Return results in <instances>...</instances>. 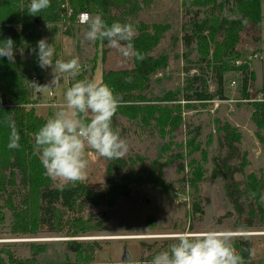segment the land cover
Segmentation results:
<instances>
[{"label":"trees","instance_id":"trees-1","mask_svg":"<svg viewBox=\"0 0 264 264\" xmlns=\"http://www.w3.org/2000/svg\"><path fill=\"white\" fill-rule=\"evenodd\" d=\"M261 1L182 0L190 14L180 29L179 37L184 48L181 57L186 74L185 84L180 94L166 92L159 97L149 94V89L151 76L168 66L165 51H156L168 31V25H148L139 19L142 5H148L151 0H67L71 8L69 16L61 15L64 0H51V6L35 16L28 12L30 0H0V41L10 37L15 44L14 62L0 57V227L6 221L5 210L8 209L9 232L14 235H36L43 225L50 232L70 238L103 232L109 229L108 213L88 212L89 208L102 205L112 208L121 198H131L135 188L145 184L160 192L169 189L170 184L163 178L160 158H166L172 145L177 151L181 147L173 141L185 106L179 101L193 104L227 100L230 98L227 83L237 80L241 98H248L254 74L239 44L242 34L248 29L252 32L253 42L261 41ZM82 12L100 14L108 25L115 21L133 23L136 28L133 44L144 57L143 60L132 57L131 68L102 72L100 82L108 84L122 101L113 117V128L119 129L121 136L125 134L139 140L157 138L164 141L168 138L155 159H148L140 153L127 154L122 159L105 158L106 183L99 190L90 187L84 180L56 186L54 178L46 174L35 149V133L47 119L37 114L34 106L36 102L31 82L33 78L39 81L43 78V69L39 67L33 49L38 51L37 42L44 38L48 26L63 21L71 27ZM99 41L102 48L107 44L105 40ZM193 54L194 59L191 58ZM104 56L105 48L102 49V58ZM190 69L196 72L188 75ZM208 72L213 76V91L209 89ZM81 79L84 78L79 74L76 81ZM9 116L20 135L17 149L7 147L11 132L6 123ZM251 118L258 128L256 136L264 145V101L254 103ZM218 124L215 139L219 148H226V153L217 157L219 160L214 163L213 169L222 176L233 215L242 213L239 200H246L249 219L243 227H264V173H246L240 183L242 187H239L233 173H244L248 164L247 154L244 151L239 163L233 167L229 161L239 154L241 135L235 126L227 122ZM196 136L186 143L187 156L190 157L187 162L190 178L187 181L191 185L202 180L207 157ZM197 151L200 158L194 155ZM170 157L168 155L166 159ZM17 181L23 188L19 202L10 193ZM200 208L199 203H192L193 214L199 213ZM254 218L256 223H253ZM65 242L75 256L70 264H98L95 263V253L101 246L98 241L68 239ZM236 246V251L248 264L247 250L251 248V243L238 241ZM44 248L43 244H31V255L25 259L13 257L5 248L0 253H5L11 264H35L36 255ZM4 262L5 258L0 256V264Z\"/></svg>","mask_w":264,"mask_h":264},{"label":"rangeland","instance_id":"rangeland-1","mask_svg":"<svg viewBox=\"0 0 264 264\" xmlns=\"http://www.w3.org/2000/svg\"><path fill=\"white\" fill-rule=\"evenodd\" d=\"M261 9L264 31V0ZM189 16L182 0H151L148 5H142V10L139 13L140 20L148 25L153 23L162 26L168 25V31L164 33L156 49L158 52L165 51L168 55V66L151 76L149 94L152 96L161 97L166 92L180 94L184 87L186 74L181 57L184 48L179 37L180 29L187 22ZM69 25L68 22L59 21L46 28L44 38L46 37L47 42L52 44L55 49L53 62L56 59L69 60L79 57L82 66L80 74L84 79L92 81H100L103 71L132 67V57H122L117 50L108 47V44L103 47L105 56L102 58L103 48L100 41H88L84 38L87 25L81 23H73L71 27ZM251 35L252 32L249 29L245 31L239 44V48L246 53L250 66L253 61L256 76V86L251 83L248 98H241L237 80L234 84L227 83L230 92V98L227 100L215 99L193 104H184L185 101H179L185 106L182 110L181 124L174 133L173 141L181 147L177 151L172 145L171 151L166 154V158L171 155V159L160 158L163 178L170 184V188L160 192L145 184L135 188L131 198H121L112 208L102 205L88 209V212L96 214L106 211L109 215L107 231L74 237L85 238L76 240L100 243L101 246L95 253V263L150 264L154 255L167 250L177 242L173 239L177 233L230 230L234 233L233 245L236 247L235 249H237L238 241L251 243L250 250L254 252V255L247 263L264 264V227H243V224L249 219L247 201L239 200L243 211L239 216H234L233 206L227 197L222 176L213 169L214 163L219 160L217 157L226 153V148H219L215 139L217 123L219 122L218 125H221L227 122L235 126L241 135L239 154L229 161L231 167L239 163L244 151L247 154L248 164L244 168V173H233V177L239 182V187H242L240 183L246 173L251 171L257 175L264 173V145L256 136L258 128L251 118L254 103L264 101V91L261 89L264 85V39H262L263 59L261 60L257 58L258 52L249 47L253 42ZM191 58L194 59L195 55L193 54ZM195 72V69H190L188 75ZM206 77L209 80V89L213 91L215 88L213 76L208 72ZM52 79V69L48 68L43 69V78L40 81L35 79L33 82L54 87L50 83ZM75 82L76 77L73 78L71 74H62L59 87L43 92L31 87L37 114L48 119L63 108L66 105V90L70 87V83L72 85ZM259 131L261 133V130ZM122 135L121 137L126 139L129 144L127 154L140 153L146 155L148 159L158 158L162 144L168 141V138L164 141L157 138L139 140L133 136ZM194 135H197L196 139L201 142L207 157L204 162L205 172L202 180L196 182L195 185L188 183L190 208H187L185 204L177 201L179 196L175 192L176 189H179L180 192L182 183L190 178V169L187 165L190 157L187 156L186 143ZM90 152L91 154H89ZM176 154L179 156L177 157ZM194 155L200 158L199 151ZM86 158L90 163L82 180L94 189H102L106 183L105 158L88 149H86ZM54 181L56 186L64 183L59 179H54ZM18 184L17 181V185L10 189L12 192L9 191L15 195L16 202H19L20 194L23 193V188ZM193 202L199 203L201 207L199 213H192ZM5 211L7 218L0 227V252L5 248L10 250L13 257L25 259L31 255V244H43L45 248L36 255L35 264L73 263L74 253L65 242L66 238H72L50 232L46 225H43L36 235L10 234V212L8 209ZM256 221L257 219L254 218L253 223ZM115 236L124 238L116 239ZM125 249L130 257L127 262L122 261ZM0 256L5 258L3 264H11L5 253H0Z\"/></svg>","mask_w":264,"mask_h":264},{"label":"clouds","instance_id":"clouds-1","mask_svg":"<svg viewBox=\"0 0 264 264\" xmlns=\"http://www.w3.org/2000/svg\"><path fill=\"white\" fill-rule=\"evenodd\" d=\"M50 6L51 0H30L28 12L35 16ZM79 19L87 25L86 40H105L108 47L117 50L122 57L144 59L133 44L136 33L133 23L115 21L108 25L100 14L88 13H82ZM14 48L10 37L0 41V57L14 62ZM37 48L38 51L33 49V52L38 57V65L41 69H52L50 83L54 87L60 86L62 74H71L73 78L80 74L79 57L53 62L55 49L46 37L37 42ZM31 84L40 92L54 88L37 82ZM65 100L66 105L35 133V149L49 177L74 184L84 178L89 166L86 149L107 159H122L129 151V144L121 137L120 130L113 128L112 120L122 101L108 84L77 80L66 90ZM6 123L11 128L7 147L17 149L20 135L10 116ZM233 238L230 230L177 233L173 237L177 242L154 255L150 264H245L244 257L233 245ZM247 251L251 258L254 252Z\"/></svg>","mask_w":264,"mask_h":264},{"label":"built area","instance_id":"built-area-1","mask_svg":"<svg viewBox=\"0 0 264 264\" xmlns=\"http://www.w3.org/2000/svg\"><path fill=\"white\" fill-rule=\"evenodd\" d=\"M61 6L63 8V11H62L61 15L62 16H69L71 14V8L69 7L67 0H64V2L62 3ZM82 13H86V12H82ZM82 13L77 15L76 23L80 24V19L79 18H80ZM258 57L259 56H257V58ZM34 80H35V78L32 79V82ZM232 83L234 84L235 82H232ZM181 188H182V190H180V192H179V189L178 190L176 189V192H175L176 195L179 196L177 201L185 204L187 208H190V191H189L188 181H185L184 183H182V187Z\"/></svg>","mask_w":264,"mask_h":264},{"label":"crops","instance_id":"crops-1","mask_svg":"<svg viewBox=\"0 0 264 264\" xmlns=\"http://www.w3.org/2000/svg\"><path fill=\"white\" fill-rule=\"evenodd\" d=\"M262 4H263V0L261 1V6H262ZM261 12H262V9H261ZM262 22H263V15H262V21H261V24H260V37H261V41L260 42H252L251 46H249L251 49H253L254 51L258 52V54H259L258 59H261V60L263 59L262 39H264V31H263ZM252 62H251L250 68L253 71L254 79H253V81L251 83H254V85L256 86V76H255V72H254V69H253ZM261 89H262V91H264V85H262V88Z\"/></svg>","mask_w":264,"mask_h":264},{"label":"water","instance_id":"water-1","mask_svg":"<svg viewBox=\"0 0 264 264\" xmlns=\"http://www.w3.org/2000/svg\"><path fill=\"white\" fill-rule=\"evenodd\" d=\"M89 154H91V152L89 153ZM69 238H66V240H68ZM72 239H85V238H72ZM129 253H128V251L125 249L124 250V254H123V257H122V261L123 262H127V261H129Z\"/></svg>","mask_w":264,"mask_h":264},{"label":"bare ground","instance_id":"bare-ground-1","mask_svg":"<svg viewBox=\"0 0 264 264\" xmlns=\"http://www.w3.org/2000/svg\"><path fill=\"white\" fill-rule=\"evenodd\" d=\"M116 237V236H115ZM118 238H124V237H116V239H118Z\"/></svg>","mask_w":264,"mask_h":264}]
</instances>
